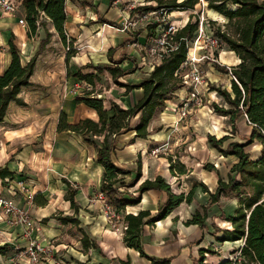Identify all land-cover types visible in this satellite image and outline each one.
<instances>
[{
  "label": "trees",
  "instance_id": "trees-1",
  "mask_svg": "<svg viewBox=\"0 0 264 264\" xmlns=\"http://www.w3.org/2000/svg\"><path fill=\"white\" fill-rule=\"evenodd\" d=\"M150 1L154 3L130 8V16L149 12L162 14L171 10L194 11L197 5L204 3L206 9L224 17V28L220 26L214 28L211 37L216 40V46L224 45L228 51L235 54L239 61L232 66L213 63L217 70L230 74L231 78L230 90L215 84L208 86V89L214 91L223 101L222 103L212 102L210 108L214 113L227 117L232 134L236 131L237 121L245 118L251 127L248 142L256 140L261 145L258 154L252 157L244 149L246 143L231 140L230 135L216 138L212 134H207L208 144L216 149L220 156L235 157L225 177L220 175L219 170L213 164L204 165L206 170H214L218 176L213 191L203 182H199L193 183L186 194L184 192L176 194L171 191L170 184L160 175L152 179L145 178L139 183L135 192L125 188L134 186L141 178V172L139 167L132 170L115 164L113 154L117 145V137L131 132L133 133L132 140L146 138L150 133L147 127L154 112L163 108L165 101L177 96L184 87L181 74L176 71L186 61L189 45L199 28L200 18L196 13H192L185 24L170 35L167 40V53L163 54L160 62L151 70H147L145 72L147 75L138 82L121 83L118 81L119 77L133 71V69L122 68L119 63L126 58L135 61L134 58L125 54H120L117 60L112 58L113 52L129 41L123 42L117 48L108 49L107 54L110 61L108 64L86 63L75 71L68 69V77L83 80L90 85H95L98 73L107 70L114 83L125 86L126 90L141 88L142 96L128 108H122L115 102H110L105 106L103 98L92 95L93 91L82 96H75L76 103H83L96 112L97 121L85 117L76 123H69L66 114L60 112L57 130L79 134L96 148V162L103 168L99 191L103 194L105 202L116 212L127 205L140 202L141 195L147 190L157 189L167 193L166 200L158 206L155 213L151 214L149 210H139L136 214H125L122 219L126 226L122 234L123 243L137 250L152 264L168 263V259L145 254L142 247L143 226L165 218L181 202H191L197 185L203 192L208 193L209 204L219 203L222 197H229L236 201L232 214L226 216L223 212L220 214L222 219L229 222V227L219 228L214 223L211 224L215 229L212 235L217 242H238L229 251L231 258H225L218 264H264V0ZM21 2L25 10L28 36L38 35L40 29L43 30L44 35L40 38L37 51L24 64L20 60L17 46L11 39L9 40L10 62L0 72V122L4 120L11 102L19 105L25 104L19 94L23 88L32 85L30 77L33 74L37 56L45 49L52 35L56 33L63 44L66 42L63 26L66 0H22ZM100 20L115 25L114 22L103 20L102 17ZM210 24L213 26L215 20L207 18L204 27L210 30ZM159 25L160 22L156 21L145 25L146 46L150 47L154 39L167 27L159 28ZM48 26L53 28L54 32L50 31ZM157 29L160 32H156ZM133 36V41H137L138 32ZM75 52L74 48L68 47L65 54L66 60ZM214 54H217L215 50ZM87 68H92L96 72H83V69ZM135 117L136 121L132 122ZM169 167L171 172L175 171L172 164ZM130 172H134V176L130 181L124 182V175ZM184 172L185 168L181 166L178 173ZM13 174L14 172L7 166L0 167V178L12 177ZM63 181L68 187L65 199L69 202L73 213L53 217L63 224L78 225L79 220L75 216L79 209L75 200L77 188H71L72 185L68 180ZM32 201L37 205L46 204L45 199L40 200V193L36 194ZM207 217V210L204 208L203 213L195 211L185 223L197 224L200 228H205ZM78 230L81 232L80 251L87 253L89 249H99L97 242L91 239L83 229L78 228ZM10 250H13L11 244L0 245V255H8L6 251ZM204 252L215 253V250L209 247L202 250L200 262ZM128 262V260L113 259L108 264H128ZM79 263L85 264L84 262Z\"/></svg>",
  "mask_w": 264,
  "mask_h": 264
},
{
  "label": "rangeland",
  "instance_id": "rangeland-1",
  "mask_svg": "<svg viewBox=\"0 0 264 264\" xmlns=\"http://www.w3.org/2000/svg\"><path fill=\"white\" fill-rule=\"evenodd\" d=\"M149 3L154 2H151L150 0H117V3L114 4L115 8L117 9L113 10L114 15L112 16L115 27H121L123 32L126 33V36H128L127 41L133 42V34L135 32L141 31L142 29L140 28H143L141 26H145L150 22H160L159 28H164L165 26H173L178 28L185 24L187 19L192 16V13L198 14L200 18L199 28L195 38L189 45L188 55L201 57L198 65L200 70L203 72V78L206 82V85L204 87L205 90H202L205 98L204 104L200 106V108H202V112L205 113L202 114L201 111H198V115L192 117L193 111L196 109V107H193L190 114L182 119L185 120L182 124V128L179 129V124L182 120L178 124L174 123L177 114L172 111V108L173 103L179 102L180 100L178 99V96L168 99L164 108L156 110L153 122H151V126L153 127V130L161 129V126L157 121L160 120L159 113L173 112L175 114V119L172 121L173 135H169L165 139H157L158 141H151L149 143H146L143 140H135L134 145L127 147L130 151H125V154L129 155V157H132V167L127 168L136 170L139 167L140 172L142 173L143 163L148 156V158H151L152 160H157V165L159 167L168 168L169 171L170 164H172L175 172H178L181 166L185 168V172L188 173L187 178L185 175L178 176L177 178L170 176L168 178H164L166 182L172 184L174 191L178 192L179 190H182L188 192L193 183L197 184L199 182H203L207 185V187H209V189L212 188V190H214L216 187L215 182L217 181V174L207 171L204 168V165L213 164V166L219 170L220 175L225 177L230 165L235 161V157L220 156L219 152L208 144L206 138L207 134H212L216 138H219L223 135H230L231 140H238L242 143H246L244 149L249 152L252 157H255L258 154L261 147L260 143L256 140L248 142V136L251 127L247 122H244V118H241L237 121L236 131L232 134L231 125L229 124L227 117H220L213 111L212 114H210L213 115V117L206 116V112L208 111L206 108L211 107L210 104L212 102H223L214 91H210L208 89V86L215 84L216 86L225 87L230 90L229 81L231 75L217 70L213 63L218 62L220 64H225L226 66H232L238 63V59L236 58L235 54L231 51H228L224 45H221L220 47L219 45L216 46L215 44H210L211 39H214L211 37V33L216 27L220 26V28L223 29L225 19L223 16L206 9L204 3L197 5L194 11L171 10L166 13L163 12L162 14H152L147 19H140L141 16L138 15V13H136L133 17L131 16L130 18H122L121 15H118V11L126 10L127 7L133 8L134 6L145 5ZM207 18L215 20V24L213 26L210 24V30L204 27V23ZM145 32L146 31H144V33ZM156 32L160 31L157 29ZM39 35L40 33L38 36ZM68 38L69 37L66 36V42L62 48L58 42V37H51V47L44 50L43 52L44 54H47L45 59L49 61V64L58 67V62H62V58L66 60L65 54L68 47L74 48L75 50L79 48L77 43L70 41L71 39ZM152 43L153 44L151 47L155 48V42ZM134 47L139 49V51L141 50V60L154 61L156 59V56L150 53L151 47L138 42L134 44ZM214 50L217 52V54H214ZM78 51L80 53L81 50L77 49L75 53H78ZM75 55L76 54H74V56ZM40 60L42 65L46 64L42 62L43 59L41 57ZM66 61L67 65L72 62L74 66L72 71L77 69L78 66L75 64L76 61L74 58L70 57ZM189 68L190 65H183L179 73L182 74ZM41 71L42 69L40 68L38 75L42 74ZM136 77L137 75H132L130 78L135 79ZM123 79L119 78V82H123ZM99 80L101 81L99 82ZM96 81L99 82L97 85H90L88 83L86 84V82L78 83L76 78L71 76L68 77L67 75L61 85H59V90L54 93V100H42L43 104L41 105L42 107L40 110L45 111L47 115L44 118L38 120L36 133L32 137L26 139V143L31 144L32 147V154H30L28 159L30 160L31 157L32 163L28 166H23L21 170L18 168L13 171V176L7 178V180L0 178V184L2 187L7 190L13 189L11 191L15 192L13 196H10L12 195L11 192L10 195H3L4 197L11 199L13 207L9 211H6L5 208H0V214L2 216L0 218V222L4 223V229L2 230L12 233L11 239L15 237V240H12L10 243L13 247V250L6 251L8 255H1L0 264H80L79 262L83 261H80L77 258H80L84 261L86 260L85 257H80L76 252L79 251L78 247H80V243L77 242L79 232L74 225L66 224L62 229V236H60L58 239L54 237H46L44 235L43 229L48 227L56 228V226L59 224L58 222L60 221L53 216L66 215V209H70L68 202V207L64 206V204H66L64 200L67 196L66 191L68 187L62 185V182L63 180H66L67 174L72 178H76L73 177V174H77L80 171L79 165H74L75 160L79 161L77 156L78 148H89L88 145H86L84 139L75 133L66 131L54 134V119L56 118V114L62 111L65 113L67 112V119L69 118V120L72 121V114L77 112L75 110L76 107H74L75 101L73 97L75 96H82L91 91H93L92 95L98 98H114L117 94H119L117 93V90L120 86L111 80L109 81L105 79L104 74H101V76H99L95 82ZM76 84H78L79 87L73 91H70ZM53 88L54 87H51L50 89L52 90ZM98 93L99 95H97ZM184 93L185 92L183 90L179 91V94L181 95ZM70 97L71 101H68L67 98ZM28 101L30 110L25 108L27 113H24L23 116H27V118L31 120L40 117L38 111H36L33 106L35 103L39 102V99L32 97L31 99H28ZM45 108H47L48 111H46L47 109ZM32 112H34L35 115H33ZM73 119H75V117ZM135 121L136 118H133L132 122ZM8 126H15V124L11 125L9 123ZM131 140V133L123 134L120 137L119 146L128 145L131 143ZM21 141H23V139L15 141L16 144L13 143L10 146H7L6 149H19L21 146ZM156 147L159 149H157V151H153V149ZM87 149L84 154L86 155L84 156L86 162L88 161L89 156ZM118 154H120V152ZM13 156L14 154L10 155L8 153L10 164L17 166L18 161L20 162L21 159L19 160ZM3 166H7V163L0 162V167ZM87 169L91 170L90 167H87ZM165 171L167 172V170ZM134 174V172H130L128 175H124V182L130 181ZM99 179L100 177L97 175L96 171L93 170L88 173L82 172L81 176H79L77 179L82 183L80 187L84 189V192L88 191L90 193L91 200H98L97 193L99 192ZM138 184L139 183H136L134 186L125 188L135 192ZM71 188L74 189L76 186L72 184ZM38 192H40V200L48 198L47 200L49 205L45 207H38L36 204L31 203L32 196ZM194 195L195 192L193 197ZM232 200L233 199L229 197H222L218 205H210L204 199L198 201L195 199L194 203L197 209L202 213L204 212V208L207 210L211 221H213L214 217L217 224L226 227L228 224L219 215L221 212H223L225 216L232 213V210L235 206ZM21 215H23L22 219ZM45 216L52 220H45ZM106 216L110 221L111 216H109L108 213H106ZM24 219L26 221H24ZM110 224L112 226L116 225L113 224V222H110ZM53 233L54 231L52 230L51 234ZM59 241H64L67 243V249L57 246ZM33 243L39 248L38 253H36V256L39 258V260L36 261H33L27 255H25L24 251L29 250ZM2 244H4V242H0V245ZM214 244L216 245L214 249L219 251L222 256L228 254V251H230L236 245L231 243L222 245H218V243ZM89 261H85V263L93 264Z\"/></svg>",
  "mask_w": 264,
  "mask_h": 264
},
{
  "label": "crops",
  "instance_id": "crops-1",
  "mask_svg": "<svg viewBox=\"0 0 264 264\" xmlns=\"http://www.w3.org/2000/svg\"><path fill=\"white\" fill-rule=\"evenodd\" d=\"M11 1L14 5L11 11H4L0 6V72H2L10 62V58H11L9 52L10 39L17 46L19 50L20 60L22 64H24L37 51L39 47L40 38H42L44 35L43 30L40 29L39 36L38 35L28 36L26 24L19 23V19L25 20V10L24 7L22 6V2H21L22 0H11ZM116 3L117 0H67L65 2V6H64L65 20L63 24L64 32L65 35L69 37L68 39H71L72 42L78 44L79 48L77 49L81 50L80 53L78 51V53H74L76 54L75 56L74 55L71 56L76 61L75 64L78 67L86 63H92L93 65H103L110 63L107 54L108 49L117 48V46L127 41L128 36H126V33L123 32L121 27L119 26L115 27V25L113 26L100 20V18L102 17L103 20L114 22L112 16L114 15L113 10L117 9L114 6V4ZM118 15L119 16L121 15L122 18H127V17L130 18L131 17L130 7H127L126 10L118 11ZM48 27L50 28V31L54 32L53 28H51L50 26ZM141 27L143 28H140L142 30L138 31L137 41L125 43V45L116 49L112 54V58L116 60L119 58L120 54H125L128 57H132L135 59V61H132L131 59L126 58L119 63V66H121L124 69H133L132 72L119 77L122 79L124 78L123 82L121 83L138 82L141 78L147 75V73H145L147 70H151V67L146 63V61L141 60L142 59L140 55L141 50L139 51V49H136L134 47V44L136 42L145 45L146 42L145 36L147 34V31L145 29V26H141ZM115 31L117 32V34ZM144 31L146 32L144 33ZM52 36L58 37L56 33H54ZM58 42L60 46L63 48L64 44L60 41L59 38H58ZM50 43L51 42H49L45 46L44 50L49 49L51 47ZM44 50L37 56L33 74L30 77L32 85L23 88L19 94L20 98L23 100L25 104L19 105L15 102H11L8 105L4 120L0 122V162L7 163V167L11 171H15L18 168L19 170H21L23 166L25 165L28 166L29 164L32 163L31 157L30 160H28L30 154H32L31 153L32 147L31 144L26 143L27 141L26 139L32 137L36 133L38 120L44 118L47 115L45 111L40 110V108L42 107L41 105L43 104L42 100L43 99H46L48 101L54 100V93H56L57 90H59V85H61L63 80L67 77L68 69L72 71L74 67L72 62L69 65H67V61L64 58H62L63 59L62 62H58V67L49 64V61L45 59V56H47V54L43 53ZM43 54L44 56L42 57ZM40 57L43 59L42 62L46 63L45 65L41 64ZM238 61L239 59L237 60V62ZM40 68L42 69L41 71L42 77L41 75H38ZM83 72L95 73L96 71L92 68H87V69H83ZM101 74H104L105 79L114 82L107 70H103L101 73H98V77L101 76ZM132 75H137V77L135 79H132L130 78ZM100 81L101 80H99V82ZM99 82L96 81L95 85H97V83ZM119 86L120 87H118L117 90V93L119 94H117L116 97L103 98L105 99L104 100L105 106H107L106 104L110 102H115L119 104L122 108H128L131 107L142 96L141 88H132L126 90L125 86H121V85ZM51 87L54 88L51 90L50 89ZM97 95H99V93ZM32 97L39 99V102L35 103L33 106L34 109L38 111L40 117L31 120L27 118V116H23V114L27 113V110H30L28 99H31ZM73 99L75 101V97H73ZM67 100L71 101V97L67 98ZM74 107H76L75 110L78 112V114L77 112H74V114H72L73 115L72 121H70L69 118L67 119L69 123H76L80 119L85 117L97 121V114L93 109L87 107L83 103H76V101ZM25 108H27V110H25ZM206 110H208L206 112V116L213 117V115H210L212 114L211 108L210 107L206 108ZM46 111H48V109ZM198 111H201L202 114L205 113L202 112L203 111L202 108L196 107V109H194L193 111L192 117L197 116ZM155 113L156 111L154 112L152 118L149 121L147 128L150 133L147 135L146 138H135L134 140H131V143H129L128 145L119 146L120 137L123 134L117 137V145L115 148V152L113 154V159L115 164L124 168L132 167L131 166L132 157L131 156L129 157V155L125 154V151H130L128 150L129 148L127 147L134 145L135 140H143L144 142L149 143L151 141L156 142L158 141L157 139H165L169 135H173L172 121L175 119L174 118L175 114L173 112H166V113L160 112L159 113L160 120L157 121L161 126V129L153 130V127L151 126V122H153ZM32 114L35 115L34 112H32ZM59 115L60 112L56 114V118L54 119L53 122L54 134L67 131V130H62V131L57 130ZM67 115L68 113L66 114V117H68ZM161 115H165V116H161ZM219 116L226 118V116H222V115ZM74 117L75 119H73ZM184 120L180 122L179 129L182 128V124L184 123ZM244 122H247L245 118H244ZM9 123L11 125L15 124V126H8ZM131 135L133 137V133H131ZM21 139H23V141H21V146L19 149L17 150L6 149L7 146H10L13 143L16 144L15 141H19ZM85 143L86 145H88L89 148L88 149L85 147L84 149L82 147L78 148L77 156L79 158V161L75 160L74 163V165H79L80 168L79 173L73 174L74 175L73 177L76 178H72L70 175L67 174L66 180H68L71 183V185L72 184L75 185L77 188L75 200L79 205V209L77 214H75V216L78 218L79 223L78 225H74V226L77 230L78 228L83 229L91 239H94L97 242L99 249L96 250L89 249L87 253H83L82 251H80L81 243L79 239L81 236V232L78 230L79 236L77 242L80 243V247H78L79 251H76L77 254L82 258L85 257L86 262L89 261L91 257V260L89 262H92L93 264H99V263L108 264L113 259L114 260L121 259L124 261L128 260L129 261L128 264H152L148 258L141 256L137 250L133 248H129L123 243L122 224L124 222L122 220V216H124L127 213L136 214L139 210H149L151 214L155 213L157 211L158 206L166 200L167 193L157 189L147 190L141 195L140 202H138L135 205H127L119 212H117L120 215L119 221L116 223L115 226H112L103 209L102 202L100 200H91L90 193L88 191L84 192V189L80 187L82 183L79 180H77L78 177L81 176L82 172L88 173L93 170L96 171L97 175L100 177L98 187L100 186V182H101L103 168L99 163L96 162V148L92 144H89L86 141ZM86 149L88 150V154H89L87 162L84 159V156H86L84 155ZM119 152L120 154H118ZM8 153L10 155L14 154L13 157H16L19 160L21 159L20 162L18 161L17 166H15L14 164H10ZM86 166L90 167L91 170L87 169ZM165 170H167V172ZM170 172L171 171H169L168 168L159 167L157 165V160H152L147 156L142 166L141 178L137 183L142 182L145 178L152 179L157 175H160L163 178H168L169 176L173 178H177L178 176H182V175H185L186 178L188 177L187 172L184 173H178L175 171L171 173ZM211 172L216 173L214 170H211ZM7 178L10 177L8 176L1 179L7 180ZM169 184L171 187V191L173 193L176 194L180 192H184L185 194L187 193L186 191H182V190L176 192L174 191L172 184L171 183ZM62 185L67 187L64 181L62 182ZM11 190L5 189L0 184V195H10L11 192L12 195L10 196H13L15 192H12ZM210 190H212V188H210ZM194 192L195 195L194 197H192L191 202L189 203L181 202L165 218L155 221L153 224H145L143 226L142 247L145 254L155 258L168 259V263H164V264H218L221 260L225 258H231L229 251L228 254L222 256L219 251L215 250L214 247L216 245L214 243H218V245H222L226 243L238 244V242L219 243L214 239L212 233L214 232L215 229L211 224L214 223L217 226L219 225L215 221L214 217H213V221L210 220L209 216L207 217V219L205 220V224H206L205 228H200L197 224L185 223V221L190 219L191 216L194 214V212L198 210L194 203L195 199L196 201L204 199L206 200L207 203L209 202L208 193L203 192L199 186L195 188ZM35 195H33L31 198L32 204H35L32 201ZM47 199L48 198L45 199L46 204L44 205L36 204V206L45 207L49 205ZM232 201L235 204L234 206L235 208L236 201L234 199ZM64 202L66 203L64 204V206L68 207L67 204L68 201L65 199ZM213 204L218 205V203H213ZM66 210H67L66 215H71L73 213L71 208ZM1 217L2 216L0 214V218ZM44 219L49 220L50 218L49 217L47 218L45 216ZM51 220L52 219H50L49 221ZM224 221L228 224V226L226 227H229V222L226 220ZM58 223L59 224L56 226V228L55 227L44 228L43 229L44 235L46 237H54L56 239L62 236L63 234L62 229L65 227L66 224H63L61 222ZM3 224L4 223L0 222V229H1L0 242L10 244L12 240H15V237L11 239L12 233L2 230L4 229ZM218 227L225 228L224 226L221 225H219ZM52 230L54 231L53 234H51ZM57 246H61L64 249H67V243H65L64 241H59L57 243ZM207 247L215 250V253L204 252L202 261L200 262L201 252ZM77 259L85 263L84 260H81L80 258Z\"/></svg>",
  "mask_w": 264,
  "mask_h": 264
},
{
  "label": "built area",
  "instance_id": "built-area-1",
  "mask_svg": "<svg viewBox=\"0 0 264 264\" xmlns=\"http://www.w3.org/2000/svg\"><path fill=\"white\" fill-rule=\"evenodd\" d=\"M0 6L4 11H11L14 7L11 0H0ZM152 14H155V12L141 13V14L138 13V15L141 16L140 19H147ZM19 23L26 24V21L24 19H19ZM176 29L177 27L167 26L166 28H164L162 33H160V35H158V37L154 39L153 42H155L156 49L151 47L152 46L151 45L150 53L154 54L156 56V59L154 61H146V63L151 67V69L154 67V65L160 62L161 58L163 57V54L167 53L168 51L167 40ZM210 44L216 45L217 42L215 39H211ZM200 60L201 57H197L195 55L189 56L187 53L186 61L176 71V73H178L180 69H182L183 65H190V68L186 72L181 74V78L184 84V87L181 90H183L185 93L183 95L178 93L177 96L180 101L173 103L172 111L177 114L176 115L177 117L174 121L175 124H178L183 118H185L188 114H190L193 107H200L204 104L205 98L202 90H205L204 87L206 85V82L203 78V72L202 70H200L198 65ZM78 83H85V81L78 80ZM78 87L79 85L76 84L74 88H72L70 91H73ZM166 101H165V105H166ZM157 149L159 148L156 147L153 149V151L154 150L157 151ZM97 199L102 202V206L105 213H108L109 216H111L110 222L116 224L119 221L120 215L116 212V210H114L111 206H109L105 202L104 196L100 191L97 193ZM12 207L13 206L11 199L6 198L3 195H0V208H5L6 211H9ZM22 218L23 215H21V219ZM24 221L26 220L24 219ZM125 228H126L125 223H123L122 229L124 230ZM24 251H25V255H27L33 261L39 260V258H37L36 256V253H38L39 251V248L36 244L33 243L32 246L29 248V250H24Z\"/></svg>",
  "mask_w": 264,
  "mask_h": 264
}]
</instances>
